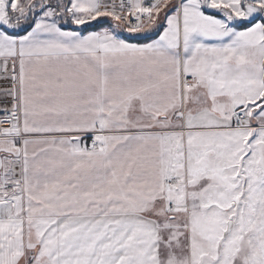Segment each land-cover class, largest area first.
<instances>
[{
    "label": "snow or ice",
    "instance_id": "1",
    "mask_svg": "<svg viewBox=\"0 0 264 264\" xmlns=\"http://www.w3.org/2000/svg\"><path fill=\"white\" fill-rule=\"evenodd\" d=\"M0 264H264V0H0Z\"/></svg>",
    "mask_w": 264,
    "mask_h": 264
},
{
    "label": "trees",
    "instance_id": "2",
    "mask_svg": "<svg viewBox=\"0 0 264 264\" xmlns=\"http://www.w3.org/2000/svg\"><path fill=\"white\" fill-rule=\"evenodd\" d=\"M103 19H105V18H103ZM94 23H96V26H97V28H100V27H107L108 26V24H110V21L108 22V24H105V25H100L99 24V22H94ZM74 27V26H73ZM85 27V29H86V32L87 31H92V30H94V29H88L86 26H84ZM132 42H135V43H145V42H148V40H145V39H139V40H133Z\"/></svg>",
    "mask_w": 264,
    "mask_h": 264
},
{
    "label": "crops",
    "instance_id": "3",
    "mask_svg": "<svg viewBox=\"0 0 264 264\" xmlns=\"http://www.w3.org/2000/svg\"><path fill=\"white\" fill-rule=\"evenodd\" d=\"M103 19V18H102ZM149 42V41H148ZM146 43V42H145Z\"/></svg>",
    "mask_w": 264,
    "mask_h": 264
}]
</instances>
